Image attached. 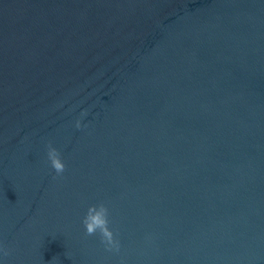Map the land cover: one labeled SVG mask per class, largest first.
<instances>
[{"label": "water", "instance_id": "water-1", "mask_svg": "<svg viewBox=\"0 0 264 264\" xmlns=\"http://www.w3.org/2000/svg\"><path fill=\"white\" fill-rule=\"evenodd\" d=\"M0 249L264 264V0H0Z\"/></svg>", "mask_w": 264, "mask_h": 264}, {"label": "clouds", "instance_id": "clouds-1", "mask_svg": "<svg viewBox=\"0 0 264 264\" xmlns=\"http://www.w3.org/2000/svg\"><path fill=\"white\" fill-rule=\"evenodd\" d=\"M84 112L82 115H86ZM76 127L79 129L81 123L79 120L76 122ZM48 160L50 161L51 167L55 170L57 175L62 174L65 171V164L61 159L60 152L48 145L47 151ZM109 209L104 203L99 205H91L88 207L87 213L85 214L82 223L85 228L86 236H93L97 232L100 234L101 243L105 245L108 251H119V241L115 238L113 231L109 228ZM4 256H8L9 252L6 249H0Z\"/></svg>", "mask_w": 264, "mask_h": 264}]
</instances>
